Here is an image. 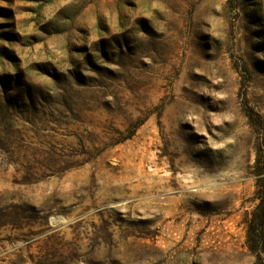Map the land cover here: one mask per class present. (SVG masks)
Instances as JSON below:
<instances>
[{
  "label": "rangeland",
  "instance_id": "374dc122",
  "mask_svg": "<svg viewBox=\"0 0 264 264\" xmlns=\"http://www.w3.org/2000/svg\"><path fill=\"white\" fill-rule=\"evenodd\" d=\"M0 264H264V0H0Z\"/></svg>",
  "mask_w": 264,
  "mask_h": 264
}]
</instances>
